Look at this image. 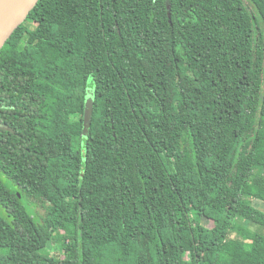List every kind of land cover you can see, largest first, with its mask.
I'll return each instance as SVG.
<instances>
[{"label":"trees","instance_id":"16d2710c","mask_svg":"<svg viewBox=\"0 0 264 264\" xmlns=\"http://www.w3.org/2000/svg\"><path fill=\"white\" fill-rule=\"evenodd\" d=\"M254 201L264 0H39L0 50V264H264Z\"/></svg>","mask_w":264,"mask_h":264},{"label":"water","instance_id":"95a60500","mask_svg":"<svg viewBox=\"0 0 264 264\" xmlns=\"http://www.w3.org/2000/svg\"><path fill=\"white\" fill-rule=\"evenodd\" d=\"M39 0H0V50L15 29L27 18ZM169 15V13H168ZM92 117V99L88 97L84 106L83 133L86 135Z\"/></svg>","mask_w":264,"mask_h":264},{"label":"rangeland","instance_id":"374dc122","mask_svg":"<svg viewBox=\"0 0 264 264\" xmlns=\"http://www.w3.org/2000/svg\"><path fill=\"white\" fill-rule=\"evenodd\" d=\"M253 204L258 207L260 210L264 211V203H260L258 201H254ZM204 224H206L208 227L212 226L211 222H204ZM60 247L58 246L57 242L54 241H50L47 245V250L49 251V253L53 254V255H58V254H62L63 252L59 249Z\"/></svg>","mask_w":264,"mask_h":264}]
</instances>
